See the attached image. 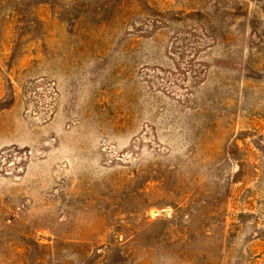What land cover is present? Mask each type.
I'll return each mask as SVG.
<instances>
[{
	"label": "rangeland",
	"instance_id": "374dc122",
	"mask_svg": "<svg viewBox=\"0 0 264 264\" xmlns=\"http://www.w3.org/2000/svg\"><path fill=\"white\" fill-rule=\"evenodd\" d=\"M0 264H264V0H0Z\"/></svg>",
	"mask_w": 264,
	"mask_h": 264
}]
</instances>
